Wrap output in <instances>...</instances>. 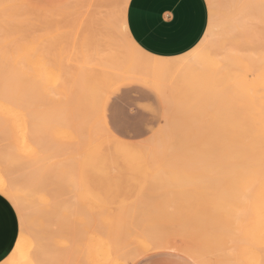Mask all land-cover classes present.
<instances>
[{
	"label": "rangeland",
	"instance_id": "rangeland-1",
	"mask_svg": "<svg viewBox=\"0 0 264 264\" xmlns=\"http://www.w3.org/2000/svg\"><path fill=\"white\" fill-rule=\"evenodd\" d=\"M68 1L71 5H75L78 16L74 14L73 6L70 7L72 10L69 9ZM123 1H114L113 10L117 21ZM88 2V0H72V2L71 0H30L31 13L36 12L42 16L37 15L40 17L38 21L36 20L38 17L35 15V18L34 14H31L32 29L28 32L32 31L37 36L40 33L44 38L46 35L43 33L48 29L47 34L54 36L57 31L66 28L64 25H71L72 23L69 22L75 18L73 21L79 23L78 27L74 24L77 35L80 33V36L88 40V37L85 38L89 35L88 20H85L88 18L86 15L89 11ZM206 2L207 6L209 4L213 6L208 7L213 23L209 27L208 19L206 28L208 36L200 48L215 51L222 43L228 44L229 24L231 20L237 19L239 14L236 11L237 5H234L235 0H206ZM33 8H36V11ZM68 13L71 17L73 15L77 17L68 16L69 19L65 20L67 16L64 15H69ZM33 17L35 18L33 21H38L39 26L38 22L34 25ZM81 21L84 22L83 29ZM44 24L48 26L45 31H43ZM56 25L62 27L58 29ZM29 27L31 28L30 25ZM83 30H86L85 33L88 35H84ZM86 40L83 41L87 42ZM121 43L124 44L122 41ZM111 50L108 48L104 53ZM127 52L133 54L136 59L144 58L143 55L134 54L133 51L127 50ZM33 59L35 61V58ZM70 62L72 61L68 62L69 65ZM71 67L65 66V69L74 72L75 66L74 69ZM102 70L104 72L107 68L103 67ZM1 72L0 75L4 73ZM106 72L108 77L109 70ZM88 73L92 74V72ZM105 73L101 75L103 78ZM93 75L96 81L100 78L98 72ZM111 75L113 78L111 83L109 82L110 86L105 85L106 82H103L104 87L103 84H96V87L100 88V93L92 112L84 109V111L88 110V114L96 113L97 119L98 116L100 119H94L95 115H91L94 122H90L91 117L83 112V109L82 112L75 113L77 117L68 114L74 120L78 118L79 122V117L84 118L85 113L91 126L88 128L87 121L85 122L87 125L84 126L79 123L83 129L85 128L84 131L88 128L87 133L82 128L76 131L78 129L75 126H78V122L76 121L75 125L72 118L65 119L66 114L62 113V110L59 111L61 108L59 105H64V102L61 103L62 97L57 99L60 95L49 94L53 97L52 101L46 99L47 95L34 92L26 93L27 95L7 93L8 96L4 93L0 96V184L4 182L3 184L10 188V191H14L12 194L15 195L16 200L19 198L17 205L13 206L0 196L10 208L14 218L15 228L11 248L17 239L26 236L21 241L26 250L21 262L16 264H144L145 261L150 264H264V193L256 194L251 191L235 193L233 189L231 190L234 192L227 191L230 189L224 190L221 180L223 177L213 172H206L208 159L205 160V156L202 155L204 139L190 137L181 132L184 128L176 131L182 126L181 122H178L179 127L172 135L175 137L172 138L170 135L173 139L171 142L161 139L166 138L164 135H168L171 131L167 126L168 119L171 118L170 116H175L170 113L174 109H168L167 106L170 104L165 102L170 96L169 92H172L164 78L149 75L150 78L146 76V79L151 81L144 82L139 78L133 79V76L131 79L127 76L120 80L122 76L113 73ZM1 77V81L4 80L2 75ZM89 77L88 79L92 81ZM116 77L120 81L115 80ZM101 78L100 80L103 81ZM162 79L165 80V84ZM148 82H153L152 84L156 86L159 83L156 87L158 89L154 88L155 85L151 84L152 87L147 84ZM179 88L182 89L180 91L182 94L175 96L177 100L179 98L183 101L182 97L186 95L183 93L187 90L183 89L184 86H178ZM159 89H164L165 93L162 92L164 96L168 94L166 100L160 96ZM177 92L179 93L176 89L174 94ZM170 99L171 102H176V99ZM99 101L101 102L98 103ZM144 110H149L148 114H143ZM59 112L64 116L59 115ZM177 115L178 113L172 118L176 119ZM182 116L177 117L179 121L183 120H181L184 118ZM84 119H81L82 122ZM95 120L101 123L103 129ZM90 128L93 130L90 131ZM180 132L183 136H187L182 138ZM89 133L93 134V140H88ZM74 136L77 139L72 141ZM94 136L97 140H94ZM188 136L191 139L189 142ZM181 138L185 141L183 142ZM196 139L198 141H195ZM158 140L170 142V150L164 142L162 144ZM155 141H158V145ZM176 142L184 148L181 150ZM197 143H201V146L198 144L197 147ZM96 144L101 145L107 154L103 161L105 169L101 172H93L89 169L88 160L92 159V149ZM159 144L161 149L164 145L163 150H168L165 151L166 154L160 152ZM139 146H142V149ZM151 146L154 148L153 151ZM190 146L193 147L192 150ZM143 147L147 148V151L143 152ZM175 147L178 148V152ZM196 147L202 153L200 159ZM171 149L172 151L174 149L173 153ZM194 151H197L196 155ZM176 152L181 154L175 157ZM190 154L195 157L189 156ZM179 156L183 158L189 156L195 161L187 162L190 164L186 167L184 160L187 158L183 160ZM79 158L87 160L85 162L87 169L84 171H81L79 163L76 162ZM204 162H206L205 166ZM195 165L198 167L193 168ZM190 166L191 168H188ZM160 168L164 171L162 175L158 170ZM185 168L189 176L191 174L190 177L184 176L187 174ZM172 169H176L177 172L171 173ZM181 170L186 173L181 175ZM190 179L193 184H189ZM225 181L223 179V182ZM92 228H97L105 236L100 238L90 236ZM7 252L2 256L0 264L9 261L7 257H10L11 251L7 250Z\"/></svg>",
	"mask_w": 264,
	"mask_h": 264
},
{
	"label": "bare ground",
	"instance_id": "bare-ground-1",
	"mask_svg": "<svg viewBox=\"0 0 264 264\" xmlns=\"http://www.w3.org/2000/svg\"><path fill=\"white\" fill-rule=\"evenodd\" d=\"M88 1H89L88 2L89 11L87 9L88 12H86L88 18H86V16L84 17V19L86 18L85 20H88L87 21L88 30L86 29L88 32L86 30L85 31L83 30L84 31L83 34L85 35L86 34L85 32H87L90 35V37L88 34H86L88 35L85 37V38L88 37L87 38L88 40H86L82 36H80V33H78L79 35H77V29L75 25H77L78 27L79 23H75L73 21L75 19L74 17L78 16L75 11L77 10V8L75 7V5L74 6L71 5L69 1L67 2L70 3L69 9H71L70 7L72 6L75 7V8L72 7V9H74V14H76L77 16L73 15V17H71L70 14L68 13L69 15L67 14L64 15L67 16L66 19L65 18L64 19L67 20L68 16L74 18L72 22H69L72 24L71 25L67 24L66 26L64 25V28L66 27L67 29L65 28L64 30L57 31V34L55 33L56 35L54 34V36H52L53 34H47L48 29L47 31H45V29L48 26L44 24L45 27H43V31H45L46 33L43 34H45L46 36L44 35L45 37L43 38V36L41 37L39 32H37L39 33L38 35L39 37L37 36L36 33H35L36 35H34L32 31L31 32L33 34L31 32H28L29 29H32L31 16L33 15L31 14H34L35 18L37 15H40L36 12L31 13L32 2L30 3V0H0V72L1 71L4 72L3 74H1L4 80L1 81L0 79V96H3L4 93H6L5 96H8L7 93L9 94L13 93V95L15 94L17 95V93H22L23 95H25L26 93L34 92V93L47 95L48 97L46 99L48 98L51 99L53 98L52 93L56 94V96L60 95V97L58 96L57 99L59 100L62 97L63 100L61 103L63 104L64 102V105L61 104L59 105V107H61L59 108V111L62 110L61 112L65 113L66 115L64 116V114H61L60 112L59 115L61 116L63 115L65 119L66 118L68 119L70 118L71 114L75 115V113L77 112L80 113L82 109L83 112L87 113L88 110L84 111V109H89L91 111L93 105L94 106L97 105L95 103L98 100L97 98H98V94L100 93L99 92L100 88H97L96 86L98 84L99 85L103 84L102 85L103 87L105 85L108 86L109 82L111 83V79L113 78V77L111 78L112 76L111 73L118 74L119 77L122 76L121 77L122 79L120 80L127 78V76H130L129 79H131V76H133L132 77L133 79L139 78L140 81L142 79L144 82L149 80L146 79L147 78L146 76L149 75L151 77L164 78L172 93L169 92L170 96L166 94L169 97L168 98L166 95L164 96V94L162 93L164 92V89L161 90L159 89V92L163 94V95L160 94V96H162L163 100L164 99L166 100V97L168 98L165 102L166 104L168 103V105L170 104V106H167L168 109L170 108L174 109L173 112H170L173 109L168 110L170 113H172V115L175 114L176 116V114L178 113L177 117L178 116L181 117V115H183L184 118H181V120L183 119L182 122L179 121L180 119H178L177 117L175 119L172 118L175 116H170L171 118L168 119L167 126L169 127V130L172 131V133L170 134L171 131L169 132L168 130L169 133L168 132L167 133L169 136L165 134L166 136L164 135V137L166 138H161V139L163 140L166 139L165 141L170 140L171 142L173 140L172 138L175 137L172 136L174 131L177 129V127H179L178 122H181L180 124L182 126L176 131H179L180 129L184 128L183 130H181V132L183 131V133L188 134L190 137L194 136L197 138L204 139V143H203L205 144V146H203L204 151H202L203 149L201 150L203 154L199 151L200 149L197 148L198 147L197 145L200 144L201 146V143H197L196 144L197 147L195 149H198L199 159L200 156L202 155L205 156V157L203 156L205 160L206 158L208 159L207 161L208 163L204 162V166L205 163L206 165L208 164L206 172L207 171L209 173L213 172L223 177L222 179L221 178L220 179L224 184L223 185L224 190L230 189L227 191H232V192L236 191L235 193H237L238 191L241 193H243L244 191L247 192L251 191L252 193H256V194H263L264 193V0H235L236 3H234V5L235 4L237 5L236 11L239 14V17L237 19H234L233 21L231 20V23L229 24L230 35H228L229 38V40L227 41L228 44L221 42L222 43L221 46L219 47V49L215 51L209 49H201L200 48L201 44L208 36V31H205L203 37L198 42V44L193 49L180 56L162 58L152 55L153 57L165 61V63H157L155 60L146 59L147 55H143L144 58L142 59H136L133 56V54L127 52V50H130L137 55H141L140 54L141 52L146 53L128 35V29L126 23V10L129 0L123 1V6L122 9L120 10V16L118 21L115 19V14L113 10V5L115 0H88ZM33 9H35L36 11V8ZM37 10L40 11L39 9ZM34 17L32 21L35 19ZM38 18L36 20L40 21V17ZM46 18H48V15ZM78 19L80 20V18ZM84 19L82 20L84 21ZM38 21L36 22L33 21L34 25L35 24L37 25ZM83 21H81L83 23V24L81 23L82 29L84 28ZM66 23L67 22H65V24ZM29 25L31 26V28L29 27ZM60 25L59 27H62ZM38 26H39V22H38ZM59 27L57 26L58 29ZM34 28L35 26L33 27V31ZM125 29H127L126 35H125ZM83 34L81 32V35ZM78 36L80 38H78ZM81 37L83 38V40H86L87 42L81 40L82 39ZM222 40L224 42V39ZM121 41L124 44H122ZM108 48L112 49L113 51L111 50V52L107 51L108 53H104L105 52L104 50H107ZM33 58H35V61H33L34 60ZM65 59L67 60V62L65 61ZM69 61H72L70 62V65L68 63ZM65 66H67V68H69V66L70 67L72 66L73 69L75 66L74 72H71L70 70H69L70 72H68L67 69H65ZM103 67L107 68V70L105 71L109 70L108 77H107V72L106 73L105 71L103 72L102 70ZM99 71H101L103 74L105 73L104 78L101 76L103 74ZM88 72H92V74ZM97 72L100 74V78L102 77L101 79H103V81L100 80V78H98V80L96 81L93 74L94 73L97 74ZM1 75L0 78H2ZM89 75L92 76L89 77ZM88 77L92 78V81L91 79H88ZM108 78L110 81L108 80ZM115 80L120 81L117 79V77ZM165 80L162 81L164 82V84H165ZM103 82L104 83L106 82L105 85ZM152 83L153 82L151 83L148 82L147 84H150V86L155 85L154 88L158 89L156 87H158L159 83H157V86L156 84H152ZM178 86L179 87L184 86L183 89L187 90L186 92L183 93L186 94L184 95V97H182L183 101L180 100L179 98L177 100L175 96L182 94L180 92L182 91V89L180 88L178 89ZM164 87L165 89H167L166 86ZM176 89L179 91V93L177 92L176 94H174ZM1 93L3 94L1 95ZM49 94H51L52 96L50 97ZM13 95L11 94V96ZM170 98H172L173 100L176 99L175 100L176 102L175 103L171 102ZM52 100L53 99H51V101ZM100 102L101 101H99L98 103ZM63 107H65V110H63ZM95 110H93V113L95 112ZM97 113H99V111ZM78 115L80 116L82 114H78ZM85 115L86 114L84 113L85 119L81 118V116L79 117L80 120L79 122L83 126L89 123L88 122L89 118L88 117L86 118ZM88 115L89 117H91V119L89 120L90 122L93 121L92 120L93 117L97 116L96 113L88 114ZM91 115H95V116L92 117ZM75 117H77V115H75ZM72 119L73 122L75 121V125H76L77 124L76 121L78 122L77 120L78 118L76 120H74V118ZM81 119L82 120L84 119V122H82ZM94 119H97V117ZM98 119H100L99 116ZM79 122H78V126L80 125ZM98 124L96 123V125L98 126L101 125L100 122H98ZM81 125L79 126L80 128H78V126H75L78 129L76 131H80V129L82 128ZM90 126L91 125L88 124V128ZM88 128L85 130L86 133ZM100 128L103 129V127L101 126ZM84 129L82 128L83 131ZM91 129L92 128H90V131L93 130ZM100 131L102 133L105 132L103 130ZM181 132L180 135L182 137L183 135L181 134ZM170 135L172 136V138H170ZM87 136H88V140L93 138V134L91 135L89 133L87 134ZM189 136H188L189 138L188 142L191 140ZM74 138L72 139V141L77 139V137L75 136ZM92 140H90L89 142L91 143ZM94 140H97L95 136H94ZM163 140L161 142L159 140L158 141L159 143L163 144L164 142ZM174 141L176 140L174 139ZM177 141L179 142L178 139ZM182 141L184 142L185 140L183 139ZM195 141H198V139H196ZM157 142L155 143L156 145H158ZM170 142L169 143L164 142L167 145V147H169V150H170V146H169ZM178 142H176L177 145L178 144L180 145V143ZM185 144L187 145V143ZM163 146L161 149L159 144L160 152L162 151L164 152V154H166L168 150L167 151L166 149L163 150ZM152 147L153 146H151V148ZM176 147L174 149L177 150L178 152V148L176 149ZM179 147L181 148L182 146ZM183 148H181V150ZM143 149H144L142 150L143 152L147 151V148L143 147ZM153 149L154 148H152L151 150L153 151ZM192 149L193 147H191L190 150ZM177 152L174 154L175 157L178 154ZM195 152L197 151H194L193 153ZM180 154L181 153H179L178 155ZM159 155H163V154H159ZM181 156L179 157L183 160L184 158H187V157L183 158ZM189 156H193V155L190 154ZM189 156L187 159H185L186 162L184 160V164H187L185 165L186 167L189 166L188 164H190L187 162L195 161ZM199 159L198 162H200ZM79 161L80 158L79 160H76L77 163H79ZM174 161L176 162L178 160H174ZM175 165L176 164H174V166ZM196 166L198 167V165H195L193 166V168ZM164 168H166V166ZM188 168H191V166ZM178 169L179 168H177V170ZM158 170H160V174L164 173V171H161V168ZM162 170H163V166H162ZM167 170H169V168ZM174 170L171 171V173L177 172V170L176 171ZM184 170L187 171L186 168ZM185 171L180 172L181 175L184 174ZM201 171L202 170H200V173ZM194 172H192V174H194ZM172 175L174 176V174ZM185 175L189 176L188 171L187 174H184V176ZM196 176L198 177V175ZM203 177L205 178V176ZM223 179L224 181L225 180L226 181L223 182ZM3 183L0 184V196L3 197L9 204L13 206L17 205L18 203L17 200L19 198L16 200V198L14 197L15 195L12 194V192L14 191H10L9 190L10 188L8 189ZM8 183L9 182H7V184ZM181 183L182 182H180V184ZM191 183L192 182L190 179L189 184ZM208 183L209 182L207 180V184ZM194 187L195 186H193V188ZM231 189H233L234 191ZM90 236L100 238L105 235L101 233V231L98 230L97 228H92L90 232ZM25 238L26 236L23 237L21 236V238H19L20 240L17 239L15 241L10 252L11 259L8 256L7 259L9 258L8 259L9 261L6 264H14V263L16 264L21 262L23 258V254L26 250L24 244L21 243V241Z\"/></svg>",
	"mask_w": 264,
	"mask_h": 264
},
{
	"label": "crops",
	"instance_id": "crops-1",
	"mask_svg": "<svg viewBox=\"0 0 264 264\" xmlns=\"http://www.w3.org/2000/svg\"><path fill=\"white\" fill-rule=\"evenodd\" d=\"M208 19L206 0H129L126 10L128 35L143 51L162 58L193 49L203 37ZM92 150L89 169L101 172L106 151L98 144ZM85 162L79 161L81 171L87 169ZM14 228L11 210L0 198V261L11 251Z\"/></svg>",
	"mask_w": 264,
	"mask_h": 264
},
{
	"label": "snow or ice",
	"instance_id": "snow-or-ice-1",
	"mask_svg": "<svg viewBox=\"0 0 264 264\" xmlns=\"http://www.w3.org/2000/svg\"><path fill=\"white\" fill-rule=\"evenodd\" d=\"M209 8L213 7L211 4L208 5ZM212 23H213V17L211 16V14L209 15V27L212 26ZM127 34V29H125V35ZM141 55H147V58L150 59V60H155L157 63H165V61L163 60H160L156 57H153L151 54H146V53H143L141 52L140 53ZM125 111H127V109H125ZM149 110H144L143 111V114H148ZM144 264H150V262L148 261H145Z\"/></svg>",
	"mask_w": 264,
	"mask_h": 264
}]
</instances>
